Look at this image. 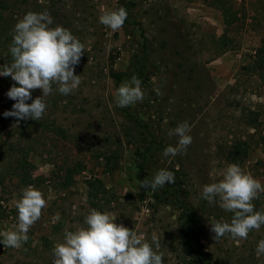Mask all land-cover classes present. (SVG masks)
<instances>
[{"label":"rangeland","instance_id":"374dc122","mask_svg":"<svg viewBox=\"0 0 264 264\" xmlns=\"http://www.w3.org/2000/svg\"><path fill=\"white\" fill-rule=\"evenodd\" d=\"M125 1L127 19L114 32L99 16L116 10L118 0H1L0 65L10 63L12 30L28 11L49 13L51 27L68 29L86 50L74 71L80 85L67 96L53 85L39 121L17 124L4 116L15 103L7 96L15 81L0 76V232L17 223L14 201L22 189L31 185L46 200L26 243L18 249L0 243V264H51L55 243L65 229L86 227L90 209L142 235L163 253V264H192L180 239L178 198L197 211L199 241L212 264H264V254H256L264 225L247 239L215 240L210 223H230L234 213L218 198L214 204L201 198L205 184L236 164L228 150L238 141L247 149L237 165L264 185V69L255 61L264 43V0ZM220 5L236 19L226 24ZM133 76L144 99L118 107L114 93ZM41 95L31 92L33 100ZM183 122L192 143L186 153L164 156L178 141L169 130ZM137 149L148 150L143 173ZM161 169L173 172L175 183L141 187ZM252 203L264 212V193Z\"/></svg>","mask_w":264,"mask_h":264},{"label":"clouds","instance_id":"9594fccd","mask_svg":"<svg viewBox=\"0 0 264 264\" xmlns=\"http://www.w3.org/2000/svg\"><path fill=\"white\" fill-rule=\"evenodd\" d=\"M127 19V11L120 7L116 10H103L99 22L118 31ZM53 19L49 13L28 11L18 19L12 30V41L8 50L10 63L0 65V76L11 77L15 84L7 96L15 101L11 111L5 117L20 120L39 121L45 110V98L53 93V85L62 95H69L81 83L75 75V66L79 64L85 52V46L68 29L57 25L51 27ZM18 85V86H17ZM42 90V95L32 99L33 90ZM157 94L159 90L157 89ZM144 92L141 81L133 76L122 83L115 91V103L118 107H127L142 102ZM32 100L31 103L26 101ZM187 122L169 130V137L176 136V146L169 145L163 150L164 156L175 157L186 153L192 143L188 135ZM175 183L174 173L159 170L154 178L141 181V187L155 191L165 184ZM264 193V185L251 174L244 172L237 164H229L218 182L205 184L201 198L209 204L217 202L219 207L234 215L229 222L213 220L211 231L214 239L219 240L225 234L232 239H247L251 230H259L264 225V212L255 211L253 200ZM18 211L17 223L12 229L0 232V243L4 247L20 248L28 240L30 227L40 219L42 209L46 207L43 193L29 185L22 189L20 199L14 201ZM59 215L54 217L59 220ZM115 217L107 212L90 209L84 217L86 227H76L75 231L65 229L63 242L55 243L51 264H163V253L154 251L142 235L122 224L115 223ZM155 248H160L159 239L153 235ZM256 254H264V239L258 242Z\"/></svg>","mask_w":264,"mask_h":264},{"label":"trees","instance_id":"16d2710c","mask_svg":"<svg viewBox=\"0 0 264 264\" xmlns=\"http://www.w3.org/2000/svg\"><path fill=\"white\" fill-rule=\"evenodd\" d=\"M218 1V0H216ZM2 4L0 0V5ZM126 1L125 0H118V7L125 8ZM221 8L222 17L226 24L231 23L233 20L236 19L233 12L229 11L227 8ZM256 64L264 69V43L261 44L256 49ZM117 79H120L122 74L120 72H112L111 73ZM247 143L245 141H238L230 145L228 150L229 157L231 160H234L236 164L243 160L246 149ZM148 150H141L137 149L135 151V161L139 170L143 173L145 168V160L147 156ZM155 197L158 195L154 194ZM178 206L180 207L181 211L179 213V234L182 244L184 245L185 249L187 250L188 256L190 258V262L192 264H212L210 261V255L207 251L204 250L200 241L199 235L201 233V223L200 218L195 210V208L184 199L178 198ZM1 207V206H0ZM2 213L0 211V217Z\"/></svg>","mask_w":264,"mask_h":264}]
</instances>
